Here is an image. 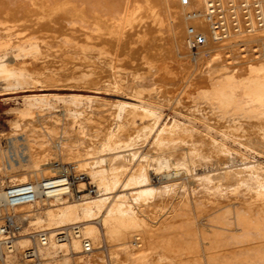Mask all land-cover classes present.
<instances>
[{"label":"bare ground","instance_id":"bare-ground-1","mask_svg":"<svg viewBox=\"0 0 264 264\" xmlns=\"http://www.w3.org/2000/svg\"><path fill=\"white\" fill-rule=\"evenodd\" d=\"M218 1L219 0H188V3L184 5L182 0H0V52L14 46L13 48L16 47V50H18L19 56L23 58L33 60L40 58L42 48L39 39L41 40V38L32 36V33H30L31 35L25 33L23 30H20V28H30V23L31 26L47 24V27L51 26V28H54L55 18H58L59 22L62 24L61 32L59 34H61L60 37L63 36L62 41L65 42L64 46L70 48L73 47L75 50L77 49L75 52L78 51L84 55L92 51V42L89 40L93 37L102 40L106 38L104 40H108V43L109 40L112 42L109 46L111 45L115 48L113 43L116 45L120 44V47H122L121 50L125 49L126 51L129 40L133 36L136 37L135 35L137 34L139 36V41L140 39L144 42L155 41V44H157V42H164L168 47L167 52H165L171 57V60L173 58L176 66L175 68H177L181 74L190 73L188 78L185 77L187 78V83L186 81L184 83L188 84L187 86L189 87H195L194 92H192L193 90H190L194 100L191 102H194L195 106H197V104L204 105L209 111L222 120L228 119L232 123H237V125L243 119H248L247 121L250 119H253L252 121H254L256 119L260 124H263L264 46L261 50H257L255 47L256 43L264 41V0H240V2L239 0H226L231 3L230 5L232 7L228 9H233L234 12H232L235 15V17L233 15L234 18L229 14L230 11L228 12V15L232 18L226 14V11L224 12L226 4L223 8L218 4ZM215 6L217 8L221 7L227 32L225 37L216 41L213 40L210 23L211 18L215 19L218 17V14L215 11L211 12V8ZM258 9H261V18H259L260 14L257 12ZM210 12L212 14L209 16L208 13ZM56 24L58 23L56 22ZM61 24H59V28ZM139 26L142 31L138 30L142 33L138 34L136 28H139ZM191 27L197 32L206 35L209 40L207 47L201 53V57L199 58V61L201 60V62L198 65V68L194 71V73H196L194 75L191 70L192 65L190 64V50L188 46V29ZM32 32L34 33V31ZM77 33L84 36L79 42L83 43V40L85 39L91 43H75L74 40L76 41L77 38L74 37ZM78 36L79 35H77V37ZM107 36L109 37L107 38ZM50 38L52 43L59 38V36H51ZM43 40L41 41L43 42ZM101 41H97L98 45L99 43L101 44ZM45 42L47 41L45 40ZM57 42L58 41H56V44ZM149 42L147 44H149ZM94 44L96 45V43ZM104 45H107V43ZM99 47L100 46H98V49ZM244 47L248 48V50ZM70 48L69 50H71ZM99 50V52L102 53L101 49ZM108 51L111 52V50ZM108 51L106 50L107 55ZM247 51L250 53V55L247 54L248 56H246ZM72 53L73 52H71V54ZM73 54L76 55L77 53ZM94 54L96 55V53H93V55ZM102 54L106 53L103 52ZM1 56L2 55L0 54V78L1 80L4 79L6 82H12L9 84L10 88H8L16 89L17 87L24 88L29 86L35 78L33 77L34 71L24 65H11L2 58L3 56ZM89 56L92 57V54ZM105 57L107 60L106 55ZM75 60H77V58ZM109 62L111 61H108V64H110ZM95 65H97V63ZM153 66L154 65H152V68ZM96 67L97 66L94 68ZM168 68V66L163 67L161 65L158 67V70H149V73L146 76L142 77L136 75V78L152 79L154 83L151 89L154 90L160 83H164L163 80L167 78V76L164 77V74L170 71ZM82 70L84 71V69ZM88 71L86 70V72ZM176 71L174 70V73ZM90 72L92 73V71ZM160 72L163 74L162 76L159 75ZM51 73L54 75L53 72ZM91 73H89V75ZM178 73L176 72L175 76H177ZM156 74L159 76L154 77ZM171 74L172 73H170V75ZM172 76L171 78H173ZM178 76L182 77L180 76V73ZM50 77L51 76H47L48 79ZM96 77V79H98V76ZM56 78L58 77L56 76ZM56 80L58 81V79ZM86 80H83L82 78L83 82H88V80ZM96 81L94 82L96 83ZM166 81L167 80L165 79V82ZM44 82H46V80ZM115 85L118 86L117 84ZM165 85L166 87H169L167 84H164L163 86ZM158 87H160V85ZM141 89H137L134 92V97L141 99L140 105L130 102L131 104L128 106V110L127 104L129 103H118L116 105L117 112L115 111V113L117 120L120 121L125 113H127L126 121L121 122L118 125V130L116 132L112 130L104 134L103 141L99 145L97 144L98 146L96 147L91 146L93 137L88 133L87 123L90 118L82 115L83 112L80 113L78 109L73 110L69 108L67 110L70 121L68 118L66 119V121L68 120L69 122L67 121L68 123L65 125L64 129H62L64 136L62 137L59 134L60 136L58 139H46L45 136L40 135L41 133L35 134L32 126L27 125V123V126H24L25 129L22 128L20 122H31L34 118L35 109H52L53 106L50 102L52 97L56 98V100L65 101L72 106H77L83 102H97L101 99L100 97L82 94L61 96L58 94L47 93L23 96L24 107L18 110V121L15 122L14 126L15 129L21 128L24 129V132H29V139L24 138L26 135L22 137V134L20 133L21 135H18V139L7 140V149L4 147L6 150H2L3 148L1 149L2 143L0 142V173L3 169L12 171L13 169H18L23 166L31 168V171L36 176L41 174L43 178L50 177L55 172V169L53 168V159L57 158V153H59L63 156L64 160H73L80 170L84 171L87 176L91 177L93 183L98 188L99 193L97 197L85 198L80 203L63 202L64 200L61 198H45L39 199L33 204L19 207L20 209H27L30 213L33 211L34 206H40V203L47 205L43 212L27 215L28 218H32L30 220V227L46 230L51 235L50 245L41 250L43 258L49 262L48 264H53L55 259L60 256L62 257V264H74L68 255L76 256L74 258L77 259L76 264L83 263L86 257L91 258V253L87 256L80 254L82 250V242L80 239L73 238L71 242L64 243H58L54 239V233L56 231L66 226L78 224L84 237L90 239L93 247L92 252L95 249L103 248V239L108 243H115L118 248L113 251L111 250V255L115 258V264H264V167H262L261 164H248L241 169H230L229 165V168L225 166L227 169L224 167L226 170L219 173L216 178L212 176L213 174H204L201 178H199L200 176L198 178L196 177L202 181L203 185L199 190L201 191V189H204L210 195V197H208V194L206 195L208 198L202 196L204 198L199 201L198 198L200 197L198 196L203 195L205 192L203 191L201 195L197 194L198 196L195 195V197L197 196L196 200L198 201L196 202L194 200L197 209L195 211L196 214L194 213L196 216L193 214V209L195 208H193L192 204L189 202V196L187 197L184 195L182 197V195H172V197H181L178 199H181L180 203L182 207H180L186 212V217L180 218L181 215L179 216V214H177L176 217H179L180 219H176L174 215L176 220L172 221L174 217L172 219L169 217L171 221H168L169 219H167L168 222H161L157 227L150 224L147 216L150 214L149 205L155 202L159 195L163 194L164 196V194L169 193L171 185H153V180L145 166L146 164H143V161L151 158L152 162L154 160L158 165V169H168L173 162V159H170L169 157L174 156L175 158V156H179L182 161H180L179 158L178 160L181 163L179 164L178 161L177 164L175 162L176 159L174 160L175 163H173L177 164V167L180 165H182L183 168L185 167L187 174H189L191 171L193 172L192 169H194L195 164H198L199 166L200 163L198 162L203 159L205 160L209 155L206 157L205 154L198 152L200 149L197 148V146L199 147V140L198 142L194 140L195 142L193 144H195V146H193V144L188 145L187 143L192 141L189 142L185 140L187 141V146L181 147V144L178 143L179 146L176 147L175 140L177 138L174 137L176 136L174 132L181 129L182 133L184 131L188 134V137L192 138L196 135L194 134V128L191 126H187L189 128H182V123L177 122L175 119L169 124L165 123L158 127L162 119V112L160 110L162 103L151 98L144 99L142 96L143 90ZM184 89L185 88H183V90ZM97 90H99L98 87ZM167 90H172V95L175 93L170 87L169 89L167 88ZM172 95L170 94L169 96ZM168 100L170 101V99ZM115 113L113 112V114ZM137 117H141V119L151 117L154 119L156 128L151 131L150 135H153L154 140L152 142V147L155 152L145 154L144 156L142 155L143 157L140 163L133 168L131 167L128 176L123 178V176H125V174L123 175V172L127 171L129 167L128 162L136 160V158L139 157L137 156V152L132 151L135 140L133 142V138H124L127 127H129L130 124L133 125L137 120ZM53 118L55 119L56 117ZM254 122L256 123L257 121ZM47 124L50 125L49 122ZM62 125L53 124L46 131H49L50 134H56L57 128ZM131 127L134 128L135 124ZM147 129L148 128L145 127L144 132H146ZM62 130L60 129L59 132L61 133ZM238 130H240V124ZM144 132L143 135L145 134ZM263 132L264 130H261V132L254 136V138L250 137L251 139H248V145L257 144L264 146ZM46 136L48 135L46 134ZM185 138L187 139V137ZM188 140L191 139L188 138ZM18 142L20 143L19 146L16 145ZM218 145L220 146V144ZM243 145L246 144L243 143ZM223 147L222 148L225 150L224 145ZM212 148L215 149L216 146L215 148L212 146ZM222 148L218 147L215 150L217 152V149ZM213 149L210 148L211 151H213ZM186 172L184 174H186ZM163 177L165 179H175L178 177V172H167ZM24 179L25 176H22V183L27 182V180ZM215 179L218 180V184H214L213 181ZM229 179L233 180V183L228 190H224L221 181ZM199 180L198 182L200 183ZM119 189H121V192L118 193L117 191ZM193 192H195V190ZM194 194L195 193H193V195ZM218 195H223L225 198L227 197L224 199L226 201L233 200L236 201V203L238 202L239 206L237 205V208H233L231 205L233 212L229 208L223 209L224 211H222V213H220L215 219L218 224L217 228H215L216 226L213 227V230H207L208 228H198L196 225L197 215L199 213L202 214L203 210L206 209L207 206L205 202H209L210 204L216 203L217 205V200L220 201L221 199V197L218 199ZM160 197L162 196H159V198ZM175 198L176 197H173V199ZM222 201L223 200L220 202ZM228 202L230 203V201ZM153 205L155 204L153 203ZM40 207H42V205ZM210 207H208V210L212 211ZM178 211L180 213L179 208ZM172 213L174 212L172 211ZM189 215H191V217H188ZM233 224L240 227V234L238 231V234L230 233L233 232L231 229ZM209 226L211 227L212 225L210 224ZM135 233L139 237L137 242L131 240ZM27 234L28 232H26L25 235ZM30 244L28 236H24L18 241L20 247H28ZM58 251H62V254L59 255ZM93 261L95 260H92V262ZM13 262L12 259L7 260V264H13ZM87 262H89V260H87ZM90 262L89 264H92Z\"/></svg>","mask_w":264,"mask_h":264},{"label":"rangeland","instance_id":"rangeland-1","mask_svg":"<svg viewBox=\"0 0 264 264\" xmlns=\"http://www.w3.org/2000/svg\"><path fill=\"white\" fill-rule=\"evenodd\" d=\"M218 2H219L218 4L223 8L225 7V4H226V7L224 8L225 9L224 12L226 11V14L228 15V12L230 11L229 14L233 17V15H234L233 9H228V8L232 7L230 5L231 3H229L226 0H219ZM239 2H240V0H239ZM241 2H243V1H241ZM244 11H247V10H244ZM230 15H228V16H230ZM234 17H235V15H234ZM245 17H246V15H245ZM33 18H35V17H33ZM55 21L58 24H56ZM59 24H61V22H59L58 18H55L54 19V26H55L54 28L53 27L51 28V26L47 27V24H43V25L38 24L39 27H38V25H34V24H33L34 26H31V23L29 24L30 28L29 27H26V28L24 27L23 29L20 28V30H23V32L28 33V34L32 33V36L39 37V38H41V40H43V38H44L43 42L39 39V43H40L41 48H42L41 49L42 54L40 55V58H38L36 60L29 59V58H23V57L19 56V52H18V50H16V47L13 48L14 46H11V47H9V49L7 48V49L2 50L0 52V54L3 56V57L2 56L1 57L3 59H5L7 62H9L11 65H15V66L24 65V66L28 67L29 69H31L35 72V73L33 72V77H35L34 80L32 81L33 83L31 82V84H29V86L24 87V88L17 87L16 89H13V88L9 89L10 88L9 84L12 82H8V81L6 82L4 79L1 80V78H0V142L2 143V147H1V149L3 148L2 150H4L6 148V146H7L6 144H7L8 139H18V135L20 136L21 134H22V137L26 135L24 138L29 139L28 138L29 132H24V129H25L24 126L26 127L27 125L32 126V129H33L35 134L41 133L40 135L45 136L46 139L47 138L48 139H58L60 135L63 137L64 134L62 133L63 132L62 129H64L65 125L70 121V119L68 118L69 116H68V111H67L69 108L73 109V110L78 109L80 111V113L83 112L82 115H85L87 118H90L88 123H87L88 133L91 134L93 137V142H92L91 146L96 147L103 141L104 134H106L108 131H112V130L114 132H116L118 130V125L121 122L126 121V114L127 113H125L124 117L120 121L117 120L116 113H115V111L117 112V106L116 105L118 103H123V104L129 103V104H127V110L129 109L128 106H130L131 103H136V104L140 105L141 99L134 97V92H135V90H137V89L140 90L142 88L141 89V90H143L142 96L144 99L151 98L153 100L155 99L156 101H159L162 103L161 104L162 106H160V110L162 112V119L160 121L161 124L159 123L158 127L162 126L165 123L169 124L175 119L177 122L182 123V125H183L182 128L187 127V126H189V127L191 126L196 131V132L194 131V134H196L197 136L194 135L193 137L197 138V139H194L193 137L192 138L188 137V134L185 133L184 131L182 133L181 129H180L181 131L179 129L176 131L178 133L174 132V134L176 135L174 137L177 138L175 140L176 147L179 146L178 143L181 144L180 145L181 147L182 146L185 147V146H187V144L190 145V144H193L195 141L198 142V140H199V142H198L199 147L196 145L198 149L200 148L198 152H200L201 154H205L206 157H207V155H209L207 158H205V160L203 159L202 161L198 162V163H200L199 166H198V164H195L194 169H192L193 172L191 171V173H189V174H187L186 168L184 167L185 168V170H184L182 165H180L181 167L179 166L180 168L177 167L178 166L177 164L179 161L178 158L179 159L181 158L179 156H175V158H174V156L169 157L170 159L171 158L173 159V162L176 159L175 162L177 164H174L175 162L174 163L172 162L173 165L171 164V166L168 169L167 168L166 169L165 168L158 169V165L156 164V162L154 160L152 162L151 158L146 159V161H143V164L144 165L146 164L145 166L147 167V170L151 176V179L153 180L152 181L153 185H155V186H163L164 184L171 185V190H170L171 194L169 192V193L164 194V196H163V194L159 195L162 197L159 198V196H158L156 198L155 202H153L155 205H153V203L149 205L150 214H148L147 216L149 218L148 221L150 222V224H152V226L157 227L161 222L171 221V219L174 217V215L176 217L177 214H179V216L181 215L180 218L186 217L185 216L186 212H184V210H182V208H181L182 207L181 203H180L181 199H178L181 197L173 196V197H176L175 199H173L172 195H178V196L182 195V197L184 195L187 197L189 196L188 197V199H190L189 202L192 204L193 208H195V209H193L194 210L193 214L195 213V211L197 210L195 201L198 202L200 199L202 200L204 197H206V198L210 197V195L206 192V190L201 189L202 192L199 190L200 188L203 187L202 181L197 179L199 176H200L199 178H201V176L204 174L205 175L206 174L207 175L213 174L212 176L214 178H216V177H218L219 173L224 172L229 167H230V169H241V168L245 167V165H248V164H259V165L261 164V166L264 167V146L263 145H257V144L248 145L249 144L248 139L250 137L254 138V136H256L258 133H260L261 130H264V123L260 124V122L256 119L254 120V121H257L256 123L254 121H252L253 119L249 120L252 122L247 121L248 119H245V120L243 119L241 121L242 124H241V122H239L237 125V123L236 124L232 123L228 119L222 120L218 116L214 115L211 111H209V109L206 108V106H204V105L197 104V106H195L194 102H191V101H194L193 97H192V92H194L195 87L194 86L189 87V86H187L188 84H186L188 75H190V73L189 74L188 73L187 74L182 73L183 75H185V76H183L181 74V72H179L177 70V68H175L176 66H175V62H174L173 58L171 60V57L168 56L166 53L168 47H167V45L164 44V42H157V44H155L156 43L155 41H150V42L148 41L149 44H147L148 42H144L141 39L139 41V36L136 34L135 35L136 37L133 36L129 40L128 48L125 51V49L121 50L122 47H120V44H117L118 45L117 46L114 43H113V46L115 45V48L110 45L111 48L109 49V47H110L109 44H112V42H110V40L108 43L107 42L108 40H104L106 38H104L102 40L100 38L95 39L96 37H93L92 39H94V40H92V39L89 40L92 43L86 41L85 39L83 40L84 41L83 43H86V42L89 44L91 43V45L93 47L91 52H88L87 54H85L86 55V57H85L84 54L79 53L78 51L75 52L77 49L75 50V48H73V47L70 48V47L64 46L65 42L62 41L63 36L60 37L61 34H59L61 32L60 30H61L62 24L60 25V28L58 27ZM40 26L42 27V29L43 28L44 29L42 30ZM27 29H29V30H27ZM138 29L140 31H142L140 29V26H139V28L138 27L136 28V32H138V34L142 33ZM41 30H42V32H41ZM32 31H34V33ZM33 34H35V35H33ZM48 34L49 35L51 34V35L49 36ZM57 35L59 36V38H57L54 42L51 43L50 37L51 36L52 37L53 36L58 37ZM77 35H79V36L77 37ZM108 37L109 36H107V38ZM74 38H77L76 41L74 40L75 43L81 44L82 42H79V41L82 40V38H84V36L77 33ZM45 40L47 42H45ZM96 40L98 42H100L102 40L101 44L99 43V45H98ZM56 41L59 42V43L57 42L58 45L56 44ZM103 41H105L107 43V45H104L106 43ZM94 43H96V45ZM94 45L96 46V48ZM98 46H100L99 49H101V52L102 53L105 52L106 54L100 53ZM263 46H264V41L261 43L260 42L256 43L255 49L257 48V50H261ZM101 47H103V48H101ZM64 48H66V49H64ZM69 48L72 51L69 50ZM116 48H117V50H116ZM244 48H246V47H244ZM246 49L248 50V48H246ZM61 50H62V52H61ZM66 50H69V51H66ZM106 50L107 51L111 50V52L108 51V55H107ZM70 51L73 53H77V54L75 55L72 53L73 54L72 55ZM67 52H69L70 54ZM92 52L96 53V55L95 54L93 55ZM115 52H116V54H115ZM89 53L92 54V57L89 56V55H91ZM201 53L194 56L189 51V59H190V64L192 65L191 70L193 72V75L196 74V73H194V71L198 68V65L201 62V60L199 61V58L201 57ZM110 54L111 55L113 54L112 55L113 57ZM247 54L250 55V53H248V51L246 53V56H248ZM105 55L107 56V60H106ZM74 56L77 58V60H75L76 58ZM78 56H79V59H78ZM109 56L112 58H110ZM117 56H118V58H117ZM148 60H150V61H148ZM108 61H111V62H109L110 64H108ZM96 63H97V65H95ZM151 63H152V65H154L153 68H152ZM75 64H76V67H75ZM147 64L149 67L147 66ZM161 65L163 67L168 66L169 67L168 69L170 71L165 73L166 75L164 74V77L167 76V78H165L167 81L165 82V79H164L163 80L164 83L159 84L160 87H158L159 86L158 85L157 86L158 88L156 87V89L152 90L151 88L153 87V83H154L152 79H150V78H148V79L136 78V75H140L142 77L146 76L149 73V70H151V71H152V69H153V71L158 70V67ZM91 66L93 67V70H92ZM95 66H97L98 68L99 67H101V68H99V70H98L97 67L94 68ZM156 66H158V67H156ZM154 67H155V69H154ZM171 68L172 69L174 68V69L172 70ZM82 69H84V71ZM94 69L97 71H95ZM86 70L87 71L89 70V71L86 72ZM174 70L175 71L177 70L176 72L177 73L179 72L180 76H182V77L178 76L179 73L177 74L178 77L175 76L176 72L174 73ZM50 71L53 72L54 75ZM90 71H92V73ZM169 72L172 74L170 75ZM69 73H71V74H69ZM89 73H91L90 75H92V74L93 75L90 76ZM76 75L77 76L82 75V76L77 77ZM159 75L162 76L163 74H161V72H160ZM159 75L156 74V75H154V77H158ZM172 75H174V76H172ZM47 76L48 77L51 76L49 78L50 80L47 78ZM52 76H55V77H52ZM56 76L58 78H56ZM96 76H98V79H96L97 78ZM99 76H100V78H99ZM171 76L173 78H171ZM91 77H92V79H91ZM183 77H184V79H183ZM185 77H187V78H185ZM43 78L46 80V82H44L45 80ZM82 78H83V80L87 79L88 82H85V81L83 82ZM169 78H171V79H169ZM179 78L181 79V81ZM56 79H58V81ZM94 79H96L98 81H96ZM94 81H96V83ZM185 81H186V83H184ZM93 82L95 83V85ZM114 83L117 84L118 86H116ZM164 84H167V86H169L170 89H173L174 90L173 92H175V93H173V95H172V90L168 91L167 88L169 89V87H166V85L163 86ZM87 85H88V87H87ZM181 85H185V86H181ZM97 87L99 90H97ZM114 87H116V88H114ZM163 87H164V89H163ZM183 88H185L186 90L185 89L183 90ZM190 90L191 91L193 90V91L191 92ZM169 92H171V93H169ZM184 92L188 93V94H185ZM43 93L58 94L61 96H67L70 94L94 95V96L100 97L101 99L99 101L93 102V103L83 102V103L79 104L80 106L79 105L72 106L69 103H66L65 101L58 100V99L56 100V98L52 97L53 99L52 98L50 99V102L53 106L52 109H48V108H46L44 110L43 109H35L34 112L36 115L34 114L33 120H31V122L21 121L20 124L22 125V128H24V129H21V128L15 129L14 124L16 121H18V117H17L18 116V110L22 109L24 107L23 96L31 95V94H43ZM157 93H158V95H157ZM163 94H165V95H163ZM168 94L169 95L171 94L173 96V98H172V96H169ZM187 95H189V96H187ZM170 97L172 98V100ZM188 97H191V98H188ZM167 98L170 99V101ZM61 101H62V103H61ZM69 105H70V107H69ZM192 106H193V108H192ZM39 110H41V111H39ZM113 112L115 114H113ZM66 114H67V116H66ZM53 117H56V118L54 119ZM67 118L69 120V121L67 120L68 122L66 121ZM136 119L137 120L134 123L135 127L134 128L131 127V126H134V124L133 125L130 124V126L127 127V129H126L127 134L125 133L124 138H126V139L127 138H133V142L135 140V142H134L135 145L133 144V150L132 151L137 152V156H139V157H137L138 159L136 158V160L128 162L129 167H128L127 171L123 172V175L125 174V176H123V178H126L128 176V174L130 173L131 167L133 168L138 163H140V161L142 160V157L145 154H151V153L155 152L153 147H152V142L154 140L153 135H150L151 131L154 130V128H156L154 119L151 117H146L143 119H141V117H137ZM22 122L24 123V125ZM48 122L50 123V125L47 124ZM26 123H27V125H26ZM52 123L57 124V125H62V124H64V125H62L61 127L59 126L57 128L56 134H50V132L46 131V130H48V128L51 125H53ZM239 124H240V130H238ZM145 127L148 128L146 132H144ZM189 127H187V128H189ZM236 128H237V130H236ZM17 129H18V132H17ZM60 129L62 130L61 133L59 132ZM220 131H222V132H220ZM45 132L49 137L46 136ZM143 132L145 133L144 134L145 136L143 135ZM98 133H100V134H98ZM182 135H183V137H182ZM94 136H95V138H94ZM54 137H57V138H54ZM185 137H187V139ZM146 138H147V140H146ZM181 138H184V139H181ZM188 138L191 140H188ZM199 138L202 140V142ZM75 139H77V138H75ZM185 140H187L189 142L192 141V142L186 144L187 141H185ZM211 141H212V144H211ZM204 142L206 145L204 144ZM213 143L214 144L217 143V144L214 145ZM243 143L246 145H243ZM19 144L20 143L18 142L16 145L19 146ZM218 144H220V146ZM223 145L225 146V150L227 149L226 151L223 149L224 148ZM193 146H195V144H193ZM212 146L214 148H215V146H216V148H218V147H221V148L223 147V148L217 149V152H216V150H215L216 148L213 149ZM210 148L213 149V151H211ZM201 150H203V151H201ZM57 155H58L57 158L53 159V161H54V165H53L54 167L53 168L54 169L56 167L57 162L61 165L62 164L63 165L70 164V163L76 164L73 160H66V159L64 160L63 156L59 153H57ZM180 161H182V160L180 159ZM180 161H179V164L181 163ZM246 161H248V162H246ZM174 165H176V166H174ZM196 165H197V167H196ZM225 166H227V168ZM232 166H233V168H232ZM31 170H32L31 168H26L23 166L18 168V169L17 168L13 169L12 171H7V170L3 169L0 173V183L7 185L9 180L21 182L22 176H25L24 180H27V181H37V180H40L43 178V176L41 174L36 176ZM173 170L178 172V177H176L175 179H165L163 177L165 174H167V172H174ZM185 172H186V174H184ZM190 175L192 176V178ZM89 180L92 182V184H94L91 177H89ZM198 180L200 181V183L198 182ZM213 182H214V184L215 183L218 184L217 179H215ZM221 183L223 184L222 188L224 190H228L230 188V185L233 183V180H230V179L229 180H223V181H221ZM172 186H174V187H172ZM95 187H96V185H95ZM194 190H195V192H193ZM197 190H198V192H197ZM203 191L205 193H203ZM117 192L118 193L121 192V189H119ZM183 193H185V194H183ZM193 193H195V194L193 195ZM201 193H203V195H201ZM98 194L99 193H98V188H97V195H93L90 198H95L98 196ZM197 194L201 195V196H198ZM207 194H208V197L206 196ZM195 195L200 197V198H198V201L196 200L197 196L195 197ZM202 196H204V197H202ZM218 196H219V198L218 197L217 198L220 199V197H221L220 201L221 200H223V201L220 202L219 200H217V205H216V203L210 204L209 202L208 203L205 202V204L207 206L206 209L204 208L205 210H203L202 214L199 213L197 215L198 217H196V225L198 228L199 227L204 228V229L208 228L207 230H213V227H215V226H216L215 228H217L218 224H217L215 219L218 217V215L220 213H222V211H224L223 209L229 208L230 210H232L233 208H235V207L237 208L239 206L238 202L236 203V201L228 200V201H230V203H229L228 201L224 200L227 197L225 198V196H223V195L222 196L218 195ZM193 197H195V198H193ZM70 202L71 203H80L81 201H70ZM176 202L178 203V205ZM218 202H219V204L220 203L221 204L219 205ZM160 203H161V205H160ZM175 203H176V205H175ZM39 205L40 206L42 205V207L34 206L33 211L30 213L25 208H21V209L18 208L17 212H19L23 216H27V215L33 214V213L43 212L47 205H43V203H40ZM174 205H175V211H174ZM231 205L233 206V208H231L232 207ZM208 207H210L212 209V211L211 210L209 211ZM178 208L180 210V213L178 211ZM25 210H26V212H25ZM234 210H236V209H234ZM172 211L176 214L172 213ZM182 212H183V214H182ZM232 212H233V210H232ZM171 214H172V216H171ZM175 217L172 219V221L179 218V217L178 218L176 217V219H175ZM188 217H191V215H189ZM213 218H214L215 222H214ZM30 219H32V218L30 217ZM167 219H169V220L167 221ZM208 221L212 225L211 226L212 229L209 226L210 224ZM229 228H231V227H229ZM236 228H238V229H236ZM231 229L233 230V232H230L232 234H238V233L240 234L241 233V229L237 225L233 224ZM32 230H34L33 227H27L26 226L24 232L26 233V232H30ZM237 231H238V233H237ZM53 232H55V231H53ZM135 235H136V233L134 234V236L131 240L134 242H137L139 237L137 235L136 236ZM228 240H230V239H228ZM205 242H207V241H205ZM109 243L106 242L105 239H103V244H102L103 248L95 249L93 251L94 253L93 252L91 253L92 257L91 258L89 257L90 259L88 257H86L85 260L83 261V263H81V264L88 263L87 260H89V262L91 261L90 263H92V264L94 262H95L94 264H96V262H97V264H113V262L115 261V258L111 255V250L113 251L114 249H116L118 247H116L115 243L114 244L113 243L109 244ZM94 256L96 257V259ZM68 257L71 258V261L74 264H76L77 259H74L76 257L75 255L74 256L68 255ZM61 258H62L61 256L56 258L53 264H59V263L62 264ZM92 260H95V261L92 262ZM114 264H115V262H114Z\"/></svg>","mask_w":264,"mask_h":264},{"label":"built area","instance_id":"built-area-1","mask_svg":"<svg viewBox=\"0 0 264 264\" xmlns=\"http://www.w3.org/2000/svg\"><path fill=\"white\" fill-rule=\"evenodd\" d=\"M182 1L184 5L188 3V0ZM213 11L218 14L217 18L210 20L213 40L216 41L225 37L227 32L221 8L215 6L211 8V12ZM211 12L208 13L209 16ZM257 12L261 18V9ZM188 34L191 54L196 56L203 52L209 43L207 36L192 27L188 29ZM93 195H97V188L85 172L73 163L61 165L57 162L52 176L37 181L22 183L9 180L7 185L0 183V264H7L8 259H12L13 264L49 263L43 258L41 250L50 245V233L46 230L34 229L25 235V228L30 227L31 219L17 212L19 207L45 198H61L63 202H82ZM24 236L30 239L31 244L28 247L18 245L19 239ZM73 238L80 239L82 242L81 255L87 256L92 253L91 241L84 237L78 224L63 227L54 233V239L58 243L71 242ZM58 252L59 255L62 254V251Z\"/></svg>","mask_w":264,"mask_h":264}]
</instances>
